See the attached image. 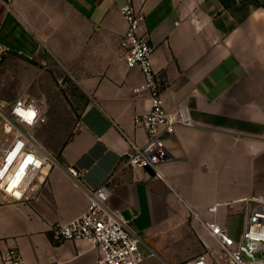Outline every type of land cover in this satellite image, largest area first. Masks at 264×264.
Segmentation results:
<instances>
[{
    "label": "crops",
    "instance_id": "0c3cea01",
    "mask_svg": "<svg viewBox=\"0 0 264 264\" xmlns=\"http://www.w3.org/2000/svg\"><path fill=\"white\" fill-rule=\"evenodd\" d=\"M134 4L145 16L140 34L154 49L165 108L172 116L187 110L191 124L163 133L167 156L158 174L120 172L110 206L155 254L142 264H183L216 249L192 212L208 221V208L219 205L228 229L233 217L243 220L246 200H264V0ZM122 5L0 0V101L29 92L32 77L19 72V58L60 66L87 102L58 157L84 171L91 188L105 182L131 143L147 144L146 133L133 123L150 108L146 92L134 93L144 78L119 55L127 29ZM5 68L17 69L20 78L12 97ZM87 206V196L65 173L50 172L32 203H0V250L17 247L26 264H97L99 252L90 243L54 240V228L80 217Z\"/></svg>",
    "mask_w": 264,
    "mask_h": 264
},
{
    "label": "built area",
    "instance_id": "2783aa9c",
    "mask_svg": "<svg viewBox=\"0 0 264 264\" xmlns=\"http://www.w3.org/2000/svg\"><path fill=\"white\" fill-rule=\"evenodd\" d=\"M120 13L127 29L119 55L128 69L137 68L143 75L144 83L134 93L146 92L150 98L149 112L135 116L133 121L136 130L146 133L147 144L140 147L131 143L130 151L101 186H87L84 171L65 166L38 141L37 131L47 122L42 102L24 94L11 102H0V117L11 135L0 147V203H32L46 186L50 172L62 171L87 196L88 206L80 217L54 228V240L90 243L99 252L97 264H142L155 256L144 246L131 222L110 206L112 189L123 169L151 170L158 174V167L167 156L163 133L171 135L176 126L191 124L187 110L172 116L165 108L159 76L153 68L154 49L140 34L144 14L137 10L134 0H123ZM219 207L208 208L212 216L208 221L191 213L216 249L208 248L203 255L183 264H264V200L245 201L243 229L237 241L229 236L224 220L218 215ZM0 264L26 263L20 250L10 247L0 250Z\"/></svg>",
    "mask_w": 264,
    "mask_h": 264
},
{
    "label": "rangeland",
    "instance_id": "374dc122",
    "mask_svg": "<svg viewBox=\"0 0 264 264\" xmlns=\"http://www.w3.org/2000/svg\"><path fill=\"white\" fill-rule=\"evenodd\" d=\"M17 63H19L20 69L17 68L19 72L25 71L33 81L28 86L30 88L28 94L24 92L21 95H28L45 106L47 122L38 129L37 139L45 149L58 156L64 144L77 129L80 113L86 105L87 98L60 66L51 65L46 59L36 61L19 58ZM17 69L5 68L4 76L11 83L8 85V81L6 82L5 85L9 88L5 87V90L11 97L15 96L19 89L20 78L16 77ZM9 139L11 135L6 123L0 117V147ZM242 226L243 220L239 216L229 221L228 229L234 241L240 238Z\"/></svg>",
    "mask_w": 264,
    "mask_h": 264
}]
</instances>
